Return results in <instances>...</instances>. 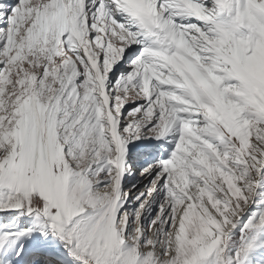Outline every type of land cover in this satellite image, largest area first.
<instances>
[{
    "label": "snow or ice",
    "instance_id": "6c2138e0",
    "mask_svg": "<svg viewBox=\"0 0 264 264\" xmlns=\"http://www.w3.org/2000/svg\"><path fill=\"white\" fill-rule=\"evenodd\" d=\"M225 6L0 0V264H264L261 37Z\"/></svg>",
    "mask_w": 264,
    "mask_h": 264
},
{
    "label": "clouds",
    "instance_id": "9594fccd",
    "mask_svg": "<svg viewBox=\"0 0 264 264\" xmlns=\"http://www.w3.org/2000/svg\"><path fill=\"white\" fill-rule=\"evenodd\" d=\"M225 5L221 11L228 15L219 21L218 32L226 45L245 39L237 35L242 31L264 37V5L249 6L247 0H225Z\"/></svg>",
    "mask_w": 264,
    "mask_h": 264
},
{
    "label": "rangeland",
    "instance_id": "374dc122",
    "mask_svg": "<svg viewBox=\"0 0 264 264\" xmlns=\"http://www.w3.org/2000/svg\"><path fill=\"white\" fill-rule=\"evenodd\" d=\"M257 2H258V0H252L253 4H256ZM209 3H210V1H209ZM259 3L261 5H264V0H259ZM232 14H234V11ZM225 15L227 16L228 14H225ZM225 15L222 14L220 17V20L221 19L223 20V18H226ZM245 34H247V33H245ZM258 44H260L262 51L259 54V56L257 57V60L255 59V61L251 62V64L253 65V67L257 68L258 70H264V37H261V40L257 41V45ZM238 48H239V46L234 45V48L231 49V47H230L229 50L235 52V51H238ZM129 179H131V178H129ZM134 180H135V177H134ZM130 184H131V182H130ZM132 184H137V180H135V183H132ZM130 194H131V192H130ZM255 208H256L255 203H253L252 205H249L247 211H245L244 213L241 214V216L239 218V223L237 224V227L230 234V238L227 242V244H228V255L229 256L233 255L235 253V251L237 250V247L240 244V238L242 235L241 229L243 228L244 223L250 218V216H251L252 212L255 210ZM8 219H10V217H4V216L0 215V224L7 223ZM28 223H29V221L27 220V218H25L24 220L21 221V226L26 227ZM260 232H264V229L250 231L246 234V238H251L252 235L258 234ZM261 239H264V236H261ZM69 264H70V262H69Z\"/></svg>",
    "mask_w": 264,
    "mask_h": 264
},
{
    "label": "bare ground",
    "instance_id": "6f19581e",
    "mask_svg": "<svg viewBox=\"0 0 264 264\" xmlns=\"http://www.w3.org/2000/svg\"><path fill=\"white\" fill-rule=\"evenodd\" d=\"M210 1V0H209ZM225 15V14H224ZM226 16V15H225ZM223 18V17H222ZM225 19V18H223ZM222 20V19H221ZM231 45V44H230ZM234 48V45L231 47V49ZM257 56H256V60H257V57L259 56V54L261 53L262 51V48L260 46V44L257 45ZM255 60H252L251 62H253ZM134 180V177H132L131 179H127L126 181V184H127V187L131 189V194H130V201L129 203H131V197H133L136 193H138L139 191L143 190L144 188V185L148 182L144 177H140V176H137L135 177V180L139 181L137 184H135V187H133V184H130V182H132ZM134 180V181H135ZM143 199V198H142ZM138 204H139V201H137L136 203H133L131 204V207L134 209L136 207H138ZM128 205H125V208H127ZM155 208L152 209V214L155 215ZM129 224L131 225V220L129 221Z\"/></svg>",
    "mask_w": 264,
    "mask_h": 264
}]
</instances>
